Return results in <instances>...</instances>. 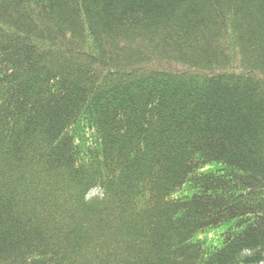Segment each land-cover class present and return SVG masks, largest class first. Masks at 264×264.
<instances>
[{
	"label": "trees",
	"instance_id": "16d2710c",
	"mask_svg": "<svg viewBox=\"0 0 264 264\" xmlns=\"http://www.w3.org/2000/svg\"><path fill=\"white\" fill-rule=\"evenodd\" d=\"M264 0H0V264H263Z\"/></svg>",
	"mask_w": 264,
	"mask_h": 264
},
{
	"label": "rangeland",
	"instance_id": "374dc122",
	"mask_svg": "<svg viewBox=\"0 0 264 264\" xmlns=\"http://www.w3.org/2000/svg\"><path fill=\"white\" fill-rule=\"evenodd\" d=\"M264 264V263H263Z\"/></svg>",
	"mask_w": 264,
	"mask_h": 264
}]
</instances>
